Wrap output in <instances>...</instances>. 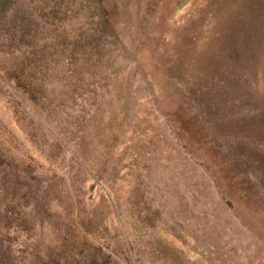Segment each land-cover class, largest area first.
Instances as JSON below:
<instances>
[{
	"label": "rangeland",
	"instance_id": "obj_1",
	"mask_svg": "<svg viewBox=\"0 0 264 264\" xmlns=\"http://www.w3.org/2000/svg\"><path fill=\"white\" fill-rule=\"evenodd\" d=\"M0 264H264V0H0Z\"/></svg>",
	"mask_w": 264,
	"mask_h": 264
}]
</instances>
